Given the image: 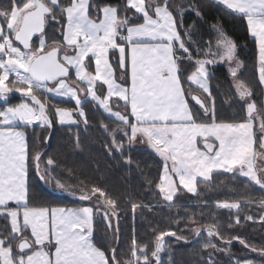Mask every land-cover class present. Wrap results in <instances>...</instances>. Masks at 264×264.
I'll use <instances>...</instances> for the list:
<instances>
[{
	"label": "snow or ice",
	"instance_id": "1",
	"mask_svg": "<svg viewBox=\"0 0 264 264\" xmlns=\"http://www.w3.org/2000/svg\"><path fill=\"white\" fill-rule=\"evenodd\" d=\"M206 6L208 14L214 9L246 25L257 48L254 86L238 77L244 64L223 17L211 16L221 21L212 25L214 45L192 39ZM186 14L195 17L187 27ZM50 30L56 33L51 44ZM216 63H227L233 78L244 111L238 122L218 118L206 67ZM193 65L196 70L190 72ZM14 93L23 98L18 104L10 102ZM52 97L74 101V107H60ZM89 101L115 125L101 123L110 138L109 155L118 153L131 167L129 153L143 144L162 163L154 191L165 203L129 199L133 221L138 209L175 208L181 192L199 197V185L210 187L214 173L243 177V185L258 191L259 198L218 200L215 208L226 210L227 221L210 217L211 223L190 232L207 237L198 241L206 253L202 264H264V244L225 231L246 223H258L264 231V0H7L0 5V264H162L165 237L188 242L176 231L142 242L133 226L127 256L121 258L118 199L95 184L75 191L54 175L57 160L30 153L29 129L42 131L44 143L57 122L68 131L80 123L87 129ZM33 168L38 181L87 205L35 203L29 182ZM252 206L259 211H245ZM97 215L114 241L107 249L100 246L107 239H95ZM188 219L197 224L194 216ZM233 241L244 256L232 253Z\"/></svg>",
	"mask_w": 264,
	"mask_h": 264
},
{
	"label": "trees",
	"instance_id": "2",
	"mask_svg": "<svg viewBox=\"0 0 264 264\" xmlns=\"http://www.w3.org/2000/svg\"><path fill=\"white\" fill-rule=\"evenodd\" d=\"M6 3L7 0H0V5ZM205 13V20L201 21L198 29L193 31L192 39L201 45L212 40L214 33L210 26L221 21L213 20L211 16L223 17L224 30L238 45V56L244 64L238 77L254 86L257 48L253 39L247 33L246 25L239 19H233L224 13H217L214 9L211 14H208L207 6L205 7ZM190 19V15H186L185 22ZM187 23L188 21L185 24ZM52 35H56L54 30H50L49 43H52ZM192 68L193 66L190 67V72L194 70ZM208 82L212 96L215 98L218 118L231 120L236 117L238 122L243 117L244 111L238 102V97L235 96L226 67H211ZM192 90L194 91L195 88L193 87ZM21 99L23 98L18 93H14L10 102L11 104H17ZM52 101L60 107H74V103L69 100L52 99ZM84 111L89 118L87 129H85L83 123H80L78 126H71L72 130L68 131L69 126L62 127L57 122L54 123V127L51 129V139L47 143H44L42 131L34 133L32 129H29L27 133V142L30 153L35 154L36 151H40L43 154L42 160L51 157L58 161L59 167L54 175L61 179L65 185L74 186L75 191L84 188L85 185L88 187L94 184L99 185L118 199L121 205L120 224L123 230V238L120 241L121 258L127 256L132 228L135 226L138 239L149 244H151L150 238L162 231H176L178 235L187 238L188 242L185 243L183 240L177 241L175 237H165L167 241L165 251L160 254L162 264H202L200 257L206 253L203 252L201 243L198 241L202 242L207 237H196L190 232V229L199 227L201 223H211L212 219L210 217H214L222 223L227 221L228 214L226 210L215 208V203L218 200L231 201L239 199L243 203L244 198L248 195L255 198L260 196L258 191H252L243 185L242 181L245 179L233 180L230 179L231 174L214 173L210 187L203 183L199 185L201 193L199 197L181 192L174 199L175 208L154 207L152 211L145 209L143 212L138 209L133 221V214L130 207L127 206L129 199L133 202L151 205H163L165 203L154 191V184L158 181L162 171L160 158L155 156L149 149L134 148L129 153L134 163L129 167L123 163V158L118 153L109 155L105 144L110 138L103 132L101 123H107L109 127L115 125L91 101L84 106ZM53 119L55 120L54 116ZM77 135L79 136V147L76 146ZM148 181H151L152 184H149ZM29 182L33 196L36 197L34 202L39 205L80 207L88 203L80 201L77 196L56 189L54 184H44L38 181L34 168L30 171ZM205 202H207L206 205ZM245 211L255 214L259 210L252 206L245 209ZM243 214L242 212L241 215L243 216ZM192 216L197 221L195 225L188 219ZM0 224H3L2 220H0ZM95 228L97 242L107 239V243L100 246L107 249L114 244L111 233L107 232L105 222L100 215L96 216ZM225 231L226 235L236 234L246 237L257 246L264 244V231L260 230L258 223L254 225L246 223L243 227L226 229ZM231 250L237 256L242 257L246 254L242 246L236 241H233ZM221 259H224V257H221ZM256 259H259V257H256Z\"/></svg>",
	"mask_w": 264,
	"mask_h": 264
},
{
	"label": "rangeland",
	"instance_id": "3",
	"mask_svg": "<svg viewBox=\"0 0 264 264\" xmlns=\"http://www.w3.org/2000/svg\"><path fill=\"white\" fill-rule=\"evenodd\" d=\"M177 2H179V0H173V3H177ZM187 15V14H186ZM186 15H185V17H186ZM190 17H191V19L190 20H187L188 21V23L187 24H185V27H187L188 25H191L192 23H193V21L195 20V17L194 16H192V15H190ZM186 21V22H187ZM185 22V23H186ZM201 22V21H200ZM199 22V23H200ZM199 23L197 24V27H196V29H198V27H199ZM215 24H217V23H215ZM213 25V24H212ZM212 25L210 26V28L212 29ZM181 31L183 32L184 31V29L182 28L181 29ZM212 42H213V45L215 44V34H214V38L211 40ZM49 44H51V43H49ZM201 58H203V57H201ZM215 66H225L226 67V69H227V73H228V75H229V77L231 78V83H232V86H233V84H234V81H233V78L230 76V74H229V71H228V65H227V63H216V64H210V65H207L206 67H207V69H208V72H209V74H210V68L211 67H215ZM193 68H194V70L192 71V72H194L195 70H196V68H195V66L193 65ZM192 68V69H193ZM191 69V70H192ZM242 69V68H241ZM241 69L239 70V72H238V76H239V74H240V72H241ZM209 83V82H208ZM194 88H195V86H193ZM234 88V87H233ZM195 91V90H194ZM234 91H235V88H234ZM197 94L198 95H200V93L199 92H197ZM204 95H206V94H204ZM74 115H76V113H74ZM75 117V116H74ZM39 137L37 136V139H38ZM42 140V139H41ZM37 145H38V143H37ZM136 146H138L137 144L135 145V147ZM144 146V145H143ZM137 148V147H136Z\"/></svg>",
	"mask_w": 264,
	"mask_h": 264
},
{
	"label": "crops",
	"instance_id": "4",
	"mask_svg": "<svg viewBox=\"0 0 264 264\" xmlns=\"http://www.w3.org/2000/svg\"><path fill=\"white\" fill-rule=\"evenodd\" d=\"M52 99H56V100H67L66 98H57V97H52ZM21 102V101H20ZM20 102H18V103H20ZM73 103H74V101H72ZM17 103V104H18ZM3 105H2V102H0V107H2ZM102 110V109H101ZM103 111V110H102ZM104 113V112H103ZM105 114V113H104ZM107 115V114H106ZM73 116H76V115H74V113H73ZM138 146H136L137 148H142V149H148L145 145L143 146V144H137ZM136 147H134V148H136ZM150 150V149H149ZM261 163V161H257V166L259 167V164ZM241 178H243V177H241ZM243 179H245V178H243Z\"/></svg>",
	"mask_w": 264,
	"mask_h": 264
},
{
	"label": "water",
	"instance_id": "5",
	"mask_svg": "<svg viewBox=\"0 0 264 264\" xmlns=\"http://www.w3.org/2000/svg\"><path fill=\"white\" fill-rule=\"evenodd\" d=\"M35 39V38H34Z\"/></svg>",
	"mask_w": 264,
	"mask_h": 264
}]
</instances>
